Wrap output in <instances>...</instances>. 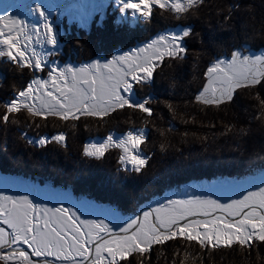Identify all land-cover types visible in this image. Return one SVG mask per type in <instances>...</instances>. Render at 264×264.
<instances>
[{"label": "snow or ice", "instance_id": "obj_1", "mask_svg": "<svg viewBox=\"0 0 264 264\" xmlns=\"http://www.w3.org/2000/svg\"><path fill=\"white\" fill-rule=\"evenodd\" d=\"M206 3L207 0H111L119 22L146 23L152 21L156 9L179 19L195 14ZM53 7L37 3L34 13L38 19L34 22L0 15V62L13 71L31 73V78L15 88L11 98L2 104L5 111L0 114V123H16L17 114L24 112L32 118L54 117L63 122L81 117L103 121L125 109L153 118L150 105L155 98L147 95L137 99L136 89L151 86L158 69L162 71L172 67L171 62L188 58L185 41L193 34L192 27L158 34L106 62L59 65L51 59L61 48L55 20H50ZM66 7L72 9L71 5ZM82 7L85 11L76 8L69 14L86 25L92 13L101 11L104 4L92 5L91 11L87 10L89 6ZM237 7L229 6L224 19L230 20ZM43 73L46 77L39 75ZM203 77L206 82L194 103L219 109L233 103L238 90L264 87V52L256 55L246 46L243 51L236 48L230 57L212 60ZM256 99L264 108L259 93ZM165 103L175 113L174 106ZM147 140L145 129L130 127L121 136L110 133L99 142L85 143L82 154L101 160L110 148H117L122 169L142 174L151 159L141 148ZM27 142L36 147L53 142L66 146V137L61 132ZM164 147L162 144L161 150ZM116 228L104 220L82 219L70 207H46L27 195H0V264H132L135 257L139 264H145L154 246L177 239L207 250L237 245L252 249L264 243V186L230 203L200 197L169 199Z\"/></svg>", "mask_w": 264, "mask_h": 264}, {"label": "trees", "instance_id": "obj_2", "mask_svg": "<svg viewBox=\"0 0 264 264\" xmlns=\"http://www.w3.org/2000/svg\"><path fill=\"white\" fill-rule=\"evenodd\" d=\"M241 4L245 10L242 16L250 25L254 24V14H258L255 30H262L257 31V39L239 37L223 42L220 35H225L227 30L218 29L213 34L208 29V37L199 33L201 26L196 21L199 15L186 14L179 20L194 26L193 34L185 41L188 58L171 62L173 66L162 71L158 69L151 86L136 89L137 99L147 95L155 98L150 105L153 118L129 109L103 121L81 117L78 121L63 122L54 117L44 120L32 118L26 112L19 113L16 123L6 126L0 123V173L69 190L75 200L86 199L98 206L114 207L123 216H136L162 195L181 192L189 184L210 183L218 178L239 181L263 175L264 115L261 113L264 108L256 94L264 99V89L238 90L235 101L219 109L194 103L203 83V72L214 55L224 52L229 55L240 43L252 48L264 47L261 21H264V0H210L201 6L203 19L217 21L220 14L228 12L229 6ZM114 21L115 17L110 16L93 24L87 32L64 29L67 39L59 57L62 61L78 63L98 57L110 59L116 52L126 51L158 31L181 25L174 14L157 10L150 23L139 21L131 27L128 22ZM30 78L27 70L22 74L0 62V114L5 111L2 104L11 98L14 89ZM165 102L174 106L175 113ZM37 123L39 128L35 127ZM130 127L148 130V140L141 148L151 159L142 174L124 171L118 163L120 152L116 148L109 149L101 160L83 156L87 138L123 134ZM61 132L66 137V146L53 142L36 147L27 142ZM162 144L164 150H161ZM149 257L145 264H181V261L184 264H264V243L252 249L237 245L207 250L177 239L154 246ZM132 264H139V258H132Z\"/></svg>", "mask_w": 264, "mask_h": 264}, {"label": "rangeland", "instance_id": "obj_3", "mask_svg": "<svg viewBox=\"0 0 264 264\" xmlns=\"http://www.w3.org/2000/svg\"><path fill=\"white\" fill-rule=\"evenodd\" d=\"M34 3H37V0H33ZM210 0H207V3ZM67 2H63L62 10L67 6ZM6 6H15L17 8H21L22 13L24 14L26 11L27 3L26 0H0V15H9L16 17L21 13L13 14L8 11ZM244 5H240L238 7V11L233 13L230 20H225L224 16L228 14H220V18L217 21H204L203 19V11L200 10L196 12V15H199L200 18H197V22L200 24L201 29L199 33H204L206 37H208V29L212 31L214 34L218 29L227 30V33L223 35L221 33L220 38L224 41H235L239 37L246 38H256L257 31H261L262 29L255 30L256 21H258V14H254L252 18L253 25H250L246 19L243 18L242 14L245 13ZM264 8V6H263ZM74 9V8H72ZM104 8L101 10L103 12ZM262 17V14H261ZM26 14L22 18L26 22H28V18ZM89 20H92L90 17ZM203 20V21H202ZM262 25L264 27V21L261 19ZM30 22H34L33 20ZM180 30V29H179ZM178 30V31H179ZM219 38V39H220ZM219 44L222 42L218 41ZM122 54L117 53L115 55ZM114 55V56H115ZM57 58H54L56 62ZM101 62H106L103 60H99ZM57 63V62H56ZM58 64V63H57ZM184 66L190 65L189 63H182ZM65 65V64H59ZM46 77V73L41 74ZM181 87L180 89H182ZM262 88L257 89V91H261ZM100 140H95L93 142H98ZM4 176H0V195H27L29 199H31L34 203L42 204L46 207L53 206H65L70 207L74 211L77 212V215L81 216L82 219H92V220H104L105 223H108L110 227H113L114 230H118L116 225L123 223L129 219H134L136 217L131 216H122L117 210L114 208H101L99 206L93 205L86 200L76 201L72 196L70 191H65L61 189L52 190L47 187H42L40 185H31L24 181H19L16 178H3ZM216 184V185H215ZM215 184H212L209 187L202 186L199 189L198 185H193L191 188L182 191L179 194H171L162 197L157 202L151 205L150 210L154 207H159L161 204H166L169 199L172 200H190L196 199L200 197L201 199H213L217 200L219 203H230L233 199L242 198V195L246 194L248 191L258 190L259 187L264 186V174L248 180L236 181L231 178L230 180L227 178L219 179ZM144 210L139 212L140 216H142Z\"/></svg>", "mask_w": 264, "mask_h": 264}, {"label": "bare ground", "instance_id": "obj_4", "mask_svg": "<svg viewBox=\"0 0 264 264\" xmlns=\"http://www.w3.org/2000/svg\"><path fill=\"white\" fill-rule=\"evenodd\" d=\"M145 211H147V210H144L143 212H145Z\"/></svg>", "mask_w": 264, "mask_h": 264}, {"label": "water", "instance_id": "obj_5", "mask_svg": "<svg viewBox=\"0 0 264 264\" xmlns=\"http://www.w3.org/2000/svg\"><path fill=\"white\" fill-rule=\"evenodd\" d=\"M138 216H140V214Z\"/></svg>", "mask_w": 264, "mask_h": 264}]
</instances>
